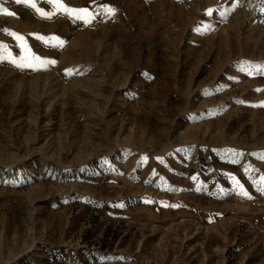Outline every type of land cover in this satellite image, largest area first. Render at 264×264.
<instances>
[{"label":"rangeland","instance_id":"obj_1","mask_svg":"<svg viewBox=\"0 0 264 264\" xmlns=\"http://www.w3.org/2000/svg\"><path fill=\"white\" fill-rule=\"evenodd\" d=\"M62 3L0 0V264H264V0Z\"/></svg>","mask_w":264,"mask_h":264},{"label":"snow or ice","instance_id":"obj_2","mask_svg":"<svg viewBox=\"0 0 264 264\" xmlns=\"http://www.w3.org/2000/svg\"><path fill=\"white\" fill-rule=\"evenodd\" d=\"M17 3H20L21 0H16ZM26 2L31 3V0H26ZM52 3L56 4L58 6V8L62 11H64L65 13H69L72 14L74 17L79 18V19H84L86 23L90 22L91 18H94V14L90 13L89 10L87 8H82V9H70L68 8L66 5H63L62 0H51ZM32 7L36 8V5L34 3H32ZM103 9L106 13L108 14H115L116 9L111 7L110 5H103ZM36 11L39 12L42 15L45 16H50L51 13H47L44 12L42 9L36 8ZM209 14H211L212 10H208ZM9 15H13V13H8ZM6 31V30H5ZM13 36H16L17 39L22 40L23 37L18 36L16 33H12ZM41 39H43V37H41ZM53 39H58V38H53ZM30 51V50H29ZM3 57L0 56V59H2ZM34 60H41L40 57H36L33 54L32 57ZM13 62H15V58H13ZM43 63H55V61H42ZM18 66L20 67H33V65L31 64H25L24 62H21ZM70 71V70H69ZM241 187H243L241 185ZM245 195H247V192L245 191L244 193Z\"/></svg>","mask_w":264,"mask_h":264}]
</instances>
